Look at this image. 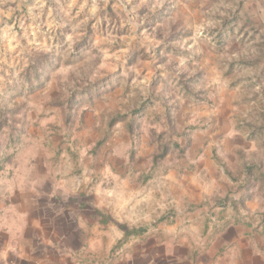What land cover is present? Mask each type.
Returning <instances> with one entry per match:
<instances>
[{"label":"rangeland","instance_id":"obj_1","mask_svg":"<svg viewBox=\"0 0 264 264\" xmlns=\"http://www.w3.org/2000/svg\"><path fill=\"white\" fill-rule=\"evenodd\" d=\"M215 101L264 149V0H0V190L76 216L94 189L96 264H264V203L230 201L244 167L183 195Z\"/></svg>","mask_w":264,"mask_h":264},{"label":"crops","instance_id":"obj_2","mask_svg":"<svg viewBox=\"0 0 264 264\" xmlns=\"http://www.w3.org/2000/svg\"><path fill=\"white\" fill-rule=\"evenodd\" d=\"M214 105L213 110L204 104L192 111V117L202 118L209 123L205 132L196 134L192 141L193 148L189 149V160H192L193 167L185 161L181 163L183 168L190 169L182 176V184L188 183L186 187L197 195H188L187 189L183 195L189 197L191 205H200L202 200L207 198L217 199L220 194L224 196L236 186L232 181L238 179L235 180L232 174H235L233 171H238L237 166H241L246 172L241 181L245 191L234 194L230 201L242 208L244 205L248 208L251 203L252 215L260 216L264 194L256 191L253 195H248V191L264 189V183L256 182L264 181V163L259 162L261 159L263 162L264 149L258 148L253 142L252 131L238 126L235 114L230 108L225 109V103L217 105L215 101ZM197 140H200L198 152L195 149ZM168 150L169 148L164 150L163 155L167 154ZM251 155L255 163L246 164L245 156ZM176 170L169 172L168 178L172 181H176ZM251 178L254 180H250ZM90 192L93 193L92 201L88 200L89 197H84L86 201L83 199V205L77 207L75 216L66 211L52 212L54 203L46 202L42 197L37 198L34 193L9 195L0 190V264H96V191L92 189ZM195 197H198L199 201ZM89 205H93L92 213L84 211ZM66 208L64 206L62 210ZM222 214L217 213L216 219H224V222L240 221L245 216V213L241 212L228 211ZM212 217L208 216L215 220V217ZM123 224L125 225L119 223ZM236 229L233 224L226 229L225 234L235 237ZM118 230L122 231L121 228ZM254 242L260 245L261 239H253Z\"/></svg>","mask_w":264,"mask_h":264},{"label":"trees","instance_id":"obj_3","mask_svg":"<svg viewBox=\"0 0 264 264\" xmlns=\"http://www.w3.org/2000/svg\"><path fill=\"white\" fill-rule=\"evenodd\" d=\"M167 150V148H165V151Z\"/></svg>","mask_w":264,"mask_h":264}]
</instances>
